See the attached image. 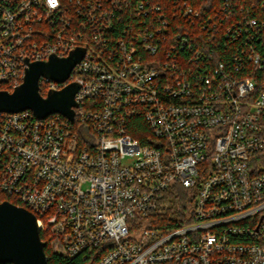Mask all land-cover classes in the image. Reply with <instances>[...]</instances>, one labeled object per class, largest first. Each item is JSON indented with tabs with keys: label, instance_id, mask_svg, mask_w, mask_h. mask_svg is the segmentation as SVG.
Segmentation results:
<instances>
[{
	"label": "built area",
	"instance_id": "2783aa9c",
	"mask_svg": "<svg viewBox=\"0 0 264 264\" xmlns=\"http://www.w3.org/2000/svg\"><path fill=\"white\" fill-rule=\"evenodd\" d=\"M241 0H0V90L85 49L74 120L0 111V192L85 264H264V18ZM263 11H264V6ZM134 157L130 166L123 161ZM188 201L176 228L163 198Z\"/></svg>",
	"mask_w": 264,
	"mask_h": 264
},
{
	"label": "water",
	"instance_id": "95a60500",
	"mask_svg": "<svg viewBox=\"0 0 264 264\" xmlns=\"http://www.w3.org/2000/svg\"><path fill=\"white\" fill-rule=\"evenodd\" d=\"M84 54V48H77L66 58L54 55L47 61L29 63L21 85L13 92L0 90V111L14 114L31 110L38 119L59 113L74 120L79 85L70 83L45 97L39 84L42 77L66 82ZM45 248L35 215L7 200L0 203V264H48Z\"/></svg>",
	"mask_w": 264,
	"mask_h": 264
},
{
	"label": "trees",
	"instance_id": "16d2710c",
	"mask_svg": "<svg viewBox=\"0 0 264 264\" xmlns=\"http://www.w3.org/2000/svg\"><path fill=\"white\" fill-rule=\"evenodd\" d=\"M222 1L223 0H191V3L201 11H209L219 6ZM241 1L245 4L246 9L249 11H251L252 6H255L253 8L252 14L259 18H264V11L262 10V6H264V0ZM163 199L164 200L162 203L164 208L161 210L164 216L162 220L167 223V227L176 228L179 224L184 222L182 206L188 201L187 192L181 185H176L166 193ZM5 200L9 201L13 205H18L16 200L0 192V203H3ZM41 238L45 241L43 235H41ZM45 253L48 264H85L81 258L70 259L53 254L48 246L45 248Z\"/></svg>",
	"mask_w": 264,
	"mask_h": 264
},
{
	"label": "rangeland",
	"instance_id": "374dc122",
	"mask_svg": "<svg viewBox=\"0 0 264 264\" xmlns=\"http://www.w3.org/2000/svg\"><path fill=\"white\" fill-rule=\"evenodd\" d=\"M134 160H135L134 157L127 158V159H125V160L123 161V165H124V166H130V164L133 163Z\"/></svg>",
	"mask_w": 264,
	"mask_h": 264
}]
</instances>
